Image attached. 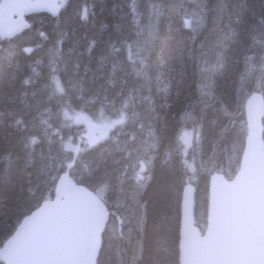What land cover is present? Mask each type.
<instances>
[{
	"label": "trees",
	"instance_id": "16d2710c",
	"mask_svg": "<svg viewBox=\"0 0 264 264\" xmlns=\"http://www.w3.org/2000/svg\"><path fill=\"white\" fill-rule=\"evenodd\" d=\"M125 1L64 0L56 15L34 13L28 17L27 28L0 42V176L10 172V184H0V204L27 187L35 162L50 147L65 156L86 157L81 168L75 170L77 175L88 173L92 159L86 154H94L101 145L105 146L102 151L114 153L119 159L117 146L124 147L125 140L132 142L130 135H124L132 130V121L126 119L110 127L104 137L88 142L79 130L81 125L67 113L74 112L80 119H118L119 104L113 108L103 96L111 99L121 89L127 92L136 87L151 98V103L144 101L136 107L144 124L143 129L135 124L136 143L140 138L148 140L149 132L160 139L158 153L146 165L147 179L140 190L146 230L143 226L137 229L136 206L131 198L138 187L139 171H135L143 155L124 152L121 167L126 175L115 188L111 182L102 186L109 210L103 264H147L158 240L167 246L170 264H179L181 195L188 176H192L190 182L195 186L194 223L201 230L207 218L209 174L221 172L231 178L238 168L237 154L246 134L240 102L244 104L253 90L264 96V77L255 78L260 72L251 74L255 61L247 59L261 53L262 44L258 47L246 33L227 45L217 44L218 38L229 32L230 22L236 27L235 17L230 21V16L237 5L247 2L258 9L260 0H225L223 11L218 10L219 0ZM181 49L183 61L178 58ZM48 55L51 59L46 61ZM197 65L208 71L199 74ZM53 67L58 69L55 74ZM141 68L150 79L138 74ZM173 68H184L188 73L179 96L168 83ZM160 73L163 75L157 81ZM201 76H212L217 81L212 88V107L205 108L201 102L202 92L197 87ZM62 89L68 93L63 103ZM125 112L130 115L128 110ZM185 126L198 131L199 138L192 140L184 155L179 151L178 136ZM117 130L120 134L114 135ZM32 158L33 163H29ZM45 196H53V190ZM160 222L164 224L163 239L153 231V224ZM145 247L148 251L141 256Z\"/></svg>",
	"mask_w": 264,
	"mask_h": 264
},
{
	"label": "snow or ice",
	"instance_id": "6c2138e0",
	"mask_svg": "<svg viewBox=\"0 0 264 264\" xmlns=\"http://www.w3.org/2000/svg\"><path fill=\"white\" fill-rule=\"evenodd\" d=\"M9 6L20 9L18 15L22 16L26 10L44 8L49 5L43 0H35V2L33 0H10ZM226 7L225 0H219L218 10L223 11ZM232 17H235L236 27H233L230 22L229 32H224L223 36L218 38V45H227L234 39H242L243 33H246L254 44L264 45V0H260L258 9L254 4L250 5L247 2L237 5L231 13L230 21ZM237 28L240 31H237ZM257 33L261 35L258 36ZM25 51H29V49H25ZM180 52L181 55L178 58L183 61V49ZM204 55L205 53L202 52L201 56ZM247 59L250 60L251 57H247ZM204 63H207V60ZM141 64H143V60H141ZM197 67L199 74L208 71L205 68H200L199 65ZM261 70L264 72V57H262ZM57 71V68H52L53 74ZM138 74L150 79L144 68H141ZM162 75L163 73L158 74L156 80L159 81ZM187 78L188 73L184 68L179 71L174 68L170 69L168 83L170 87L176 89L178 96L185 87ZM205 79L209 82L203 83L202 81ZM216 83V79L212 76H201V82L197 83V87L202 92L201 102L205 108L212 107L210 100L213 99L212 88ZM204 89L208 90L204 91ZM61 91L64 93L61 97V103H63L64 99L68 97V93L64 89ZM8 99L9 101L13 100L12 97ZM103 99L113 108H116L117 104L120 106L116 112L119 118L112 120L110 127L121 125L126 119L132 121V130L124 133L125 136H131V144L125 140L124 147L117 146L116 151L121 154L119 159L114 153L102 151L104 145L95 149L94 154L87 153L86 156H91L92 162L87 165L88 173L86 175H77L75 171L81 168L82 161L86 157L77 159L71 154L65 156L62 151L53 150L51 147L47 153L42 151L39 161L34 164V173L29 174L27 187H22L14 197L7 198L6 204H0V261H3L4 264H103L108 243L106 238L109 235L107 224L109 212L107 211L108 200L104 198L102 186L111 182L115 188L121 177L126 175L125 168L121 167L125 163L124 152H128L129 155L133 151L143 153L138 164L139 173L136 176L138 187L134 190L131 198L136 206L137 229L143 226L146 230L144 215L141 213V209L145 206L140 197V190L144 187L142 182L147 179L146 165L151 163L158 153L160 139L149 132V139L140 138L139 144H137L138 136L135 124L139 123L140 128L143 129L141 113L136 111V107L142 105L144 101L151 103V98L133 87L127 92L121 89L111 99L104 95ZM261 104L264 106V101H261ZM240 107H244L242 101ZM247 107V141L246 144H241L240 152L237 154L238 167L242 162L257 154L264 158V125L261 126L260 135L257 136L251 101L248 102ZM125 110H128L130 115ZM16 123L20 124L21 121L17 120ZM24 123L26 131L27 123ZM223 127L227 129L226 124ZM119 134L120 130L114 133V135ZM31 142L35 144V138ZM240 153H242V161ZM33 161L34 158L30 159L29 163H33ZM192 171L195 172L196 169L192 168ZM140 173H144V175H140ZM191 180L192 176H188V181ZM0 184H10V172L7 176H0ZM66 184L78 189L83 194V203L72 201L63 192ZM80 184H86L92 191L89 192L83 187H78ZM120 186L122 187V185ZM52 190L55 191L54 200L45 196L46 192L50 194ZM109 199H111L110 196ZM212 213L213 201L211 212L207 215V222L199 233L201 239H208L213 234ZM153 231L163 239V222L154 223ZM189 233L190 229H187L181 244L183 264H188L187 256L191 252ZM258 245L264 249V229L259 234ZM144 251H148L146 247L141 249V256ZM149 255L151 259L147 264H170L169 250L160 240L154 243ZM196 264H247V262L203 259L198 260Z\"/></svg>",
	"mask_w": 264,
	"mask_h": 264
},
{
	"label": "water",
	"instance_id": "95a60500",
	"mask_svg": "<svg viewBox=\"0 0 264 264\" xmlns=\"http://www.w3.org/2000/svg\"><path fill=\"white\" fill-rule=\"evenodd\" d=\"M43 2L49 6L26 10L22 16H19L20 9L9 6L10 0H0V41L11 38L28 27L29 22L26 17L30 14L36 12L56 14L61 9L60 0H43ZM249 101L255 115L257 136L260 135L264 115V106L261 104L262 94L258 91L251 92L244 101L246 125L244 144L248 133ZM240 158L242 161V153ZM213 176L215 177L212 179ZM78 187L92 191L82 184ZM63 192L72 201L83 203V194L71 185L66 184ZM48 199H55V191L53 197ZM212 201L213 234L208 239H201L200 230L195 226L193 218L194 186L191 183L184 185L181 196L179 264H183L181 244L187 229H190L191 247V252L187 256L188 264H196L198 260L203 259L264 264V249L258 245L259 234L264 229V158L257 154L245 160L231 179H226L219 172L210 174L207 215L211 212ZM0 262L4 264L3 261Z\"/></svg>",
	"mask_w": 264,
	"mask_h": 264
},
{
	"label": "rangeland",
	"instance_id": "374dc122",
	"mask_svg": "<svg viewBox=\"0 0 264 264\" xmlns=\"http://www.w3.org/2000/svg\"><path fill=\"white\" fill-rule=\"evenodd\" d=\"M62 3H64V0H61V4ZM150 5H153V4L150 3ZM258 47H260L259 43H258ZM262 47H263L262 48L263 51L261 53L252 54L253 56L251 57V60L255 61L251 74L256 73V72L261 73V75L255 76V78L264 77V72H262L261 70L262 57H264V45H262ZM50 59L51 57H49L48 55L47 60H50ZM67 114H69L70 118H73L77 124L81 125V128H79V130L82 131V133L86 136L85 139L88 142H95L109 133V128H110L109 125L111 121L105 117L101 116L99 119H87V118L80 119L78 118V116L75 115L76 113L74 112H68ZM198 138H199L198 131H193L188 126L181 127L179 136H178V141L181 147H180V150H179V147L178 148L176 147L175 149H178L182 154L185 155L187 151L189 150V147L192 144V140L198 139ZM141 155H143V153ZM138 171L139 170H136L135 173Z\"/></svg>",
	"mask_w": 264,
	"mask_h": 264
},
{
	"label": "bare ground",
	"instance_id": "6f19581e",
	"mask_svg": "<svg viewBox=\"0 0 264 264\" xmlns=\"http://www.w3.org/2000/svg\"><path fill=\"white\" fill-rule=\"evenodd\" d=\"M125 1V0H124ZM125 2H129V0H127V1H125ZM133 3V2H132ZM124 5H125V3H124ZM126 6V5H125ZM124 6V7H125ZM139 9V8H138ZM193 9V8H192ZM123 10V9H122ZM125 11H127V10H125ZM128 11H129V8H128ZM137 11V10H136ZM197 11H199V10H197ZM131 12V11H130ZM142 12V11H141ZM191 12H193V11H191ZM126 13V12H125ZM134 13V12H133ZM138 13V12H137ZM140 13V12H139ZM142 13H145V12H142ZM190 13V12H189ZM57 14V13H56ZM56 14H51V15H56ZM124 14V13H123ZM146 14V13H145ZM192 14H194V13H192ZM122 15V14H121ZM126 15V14H125ZM198 15V14H197ZM136 16H137V14H136ZM184 16V15H183ZM139 17H141V16H139ZM147 17V16H146ZM141 18H143V16L141 17ZM194 18V17H193ZM129 19V18H128ZM138 19V18H137ZM144 19V18H143ZM147 19H148V17H147ZM151 19V18H150ZM123 20V19H122ZM142 21V20H141ZM145 21V20H144ZM147 21V20H146ZM156 21V20H155ZM149 22H150V20H149ZM157 22V21H156ZM129 24V23H128ZM151 24V23H150ZM123 25V24H122ZM137 25H140V24H137ZM142 25H143V23H142ZM145 25V24H144ZM192 25V24H191ZM190 25V26H191ZM146 26V25H145ZM144 26V27H145ZM147 26H148V24H147ZM151 26H152V24H151ZM153 26H154V24H153ZM121 27V26H120ZM149 27V26H148ZM163 28V27H162ZM149 29H150V27H149ZM149 29H147L148 31H149ZM155 29V28H154ZM138 30V29H137ZM151 30H152V28H151ZM145 31H146V29H145ZM148 31H146V32H148ZM145 32V33H146ZM140 33H143V32H140ZM140 33H139V35H140ZM148 34V33H147ZM132 37V36H131ZM130 38V37H129ZM133 39V38H132ZM138 39V38H137ZM148 39V38H147ZM128 40V39H127ZM146 40V39H145ZM132 41V40H131ZM139 41V40H138ZM150 41V40H149ZM137 42V41H136ZM112 43V42H111ZM124 43V42H123ZM126 43V42H125ZM133 43V42H132ZM131 43V44H132ZM147 43V42H146ZM108 44H110L109 42H108ZM121 44V43H120ZM130 44V45H131ZM134 44V43H133ZM137 44V43H136ZM145 44V43H144ZM112 45V44H111ZM145 45H147V44H145ZM149 45V44H148ZM110 46V45H109ZM125 46V45H124ZM128 46H129V44H128ZM134 46V45H133ZM121 47V46H120ZM112 48H113V46H112ZM126 48V47H125ZM135 48H136V46H135ZM134 48V49H135ZM138 48V47H137ZM141 48H143V47H141ZM148 48V47H147ZM26 49H30V47H26ZM119 49V48H118ZM124 49V48H123ZM145 49V48H144ZM132 50V49H131ZM136 50V49H135ZM149 50V49H148ZM147 50V51H148ZM107 51V50H106ZM115 51V50H114ZM119 51V50H118ZM144 51H146V50H144ZM132 52V51H131ZM133 54V53H132ZM115 56V55H114ZM134 57V56H133ZM105 58V57H104ZM142 59V58H141ZM48 61V60H47ZM104 62H106V60L104 61ZM103 62V63H104ZM246 63V62H245ZM127 65V64H126ZM246 65V64H245ZM98 68V67H97ZM97 70V69H96ZM95 70V71H96ZM63 73V72H62ZM67 75V74H66ZM68 78V77H67ZM262 97H263V101H264V96L262 95ZM107 104V103H106ZM108 105H109V103H108ZM262 125H264L263 124V120H262ZM112 149V148H111ZM114 149V148H113ZM115 150V149H114ZM210 175V174H209ZM192 185L194 186V184L192 183ZM195 187V186H194ZM109 218V217H108ZM179 244H180V239H179Z\"/></svg>",
	"mask_w": 264,
	"mask_h": 264
}]
</instances>
